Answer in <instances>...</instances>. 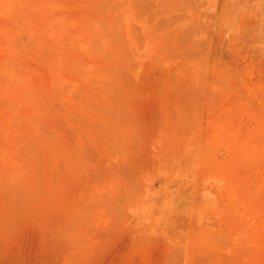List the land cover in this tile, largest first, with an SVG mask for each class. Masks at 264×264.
<instances>
[{"label":"rangeland","instance_id":"rangeland-1","mask_svg":"<svg viewBox=\"0 0 264 264\" xmlns=\"http://www.w3.org/2000/svg\"><path fill=\"white\" fill-rule=\"evenodd\" d=\"M0 264H264V0H0Z\"/></svg>","mask_w":264,"mask_h":264},{"label":"bare ground","instance_id":"bare-ground-1","mask_svg":"<svg viewBox=\"0 0 264 264\" xmlns=\"http://www.w3.org/2000/svg\"><path fill=\"white\" fill-rule=\"evenodd\" d=\"M229 58V57H228ZM232 58V57H231ZM233 59V58H232Z\"/></svg>","mask_w":264,"mask_h":264}]
</instances>
